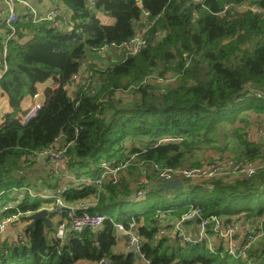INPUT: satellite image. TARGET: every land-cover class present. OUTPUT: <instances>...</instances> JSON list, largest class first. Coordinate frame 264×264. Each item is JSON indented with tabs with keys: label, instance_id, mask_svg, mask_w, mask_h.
Masks as SVG:
<instances>
[{
	"label": "trees",
	"instance_id": "obj_1",
	"mask_svg": "<svg viewBox=\"0 0 264 264\" xmlns=\"http://www.w3.org/2000/svg\"><path fill=\"white\" fill-rule=\"evenodd\" d=\"M30 1L33 5L42 3ZM49 1L50 9L60 11L65 21L57 26L52 22L18 24L7 43L0 38V88L14 110L0 126V201H21L16 207L4 208L0 222L44 209L41 204L30 202L31 194L20 197L18 191L30 189L25 186L27 170L38 161L30 157L53 146L62 135L66 138L64 144L70 143L69 173L78 180L97 174L104 161L116 158L129 161L135 157L134 164L180 168L187 139L211 132L226 121L233 109L243 105L248 92L264 94V0H205L202 4L197 0ZM246 2L263 13L237 12V7ZM226 6L231 10L224 12ZM144 12L149 13L146 22ZM147 24L148 46L142 52L130 54L113 66L102 65L104 71H93L90 88L78 86L71 95L66 87L95 50L129 42L137 28ZM5 28L8 30L6 25ZM155 74L162 79L167 75L178 77L179 81L174 86L161 87L148 81ZM48 82L58 87L46 90L45 106L24 126L17 115L29 112L23 111L24 103ZM249 109L247 118L240 122L244 128L237 131V136L246 148L248 163L264 162V147L245 133L264 120V100L251 97ZM139 137L148 138L149 145L125 153V142ZM230 182L244 189L239 190ZM161 184L146 186V197L156 194L159 203L166 199L170 203L165 202L162 208L154 204V209L139 214L124 209L127 202L137 197V183L135 188L126 176L117 184H105L100 191L74 183L63 198L67 205L98 199L91 215H104L117 207L124 209L119 221L126 230H132V224L136 226L143 241L141 254L149 264H264V236L245 257L230 255L223 240L214 244L212 252L206 244L182 245L179 240L174 243L159 237L161 224L157 214L160 210L170 213L172 220H181L199 209L204 217L215 216L227 222L242 213L248 220L260 219L264 217V205L232 210L234 201L246 202L264 194V169L250 178L186 183L187 189L162 190ZM187 190L188 194L182 195ZM29 221L24 216L11 225ZM51 230L40 222L33 229H23L25 241L15 245L0 243V264L97 263L103 258L115 264H137L134 253L116 255L119 232L110 222L95 234L70 233L64 244L48 241ZM209 233L214 234L211 230Z\"/></svg>",
	"mask_w": 264,
	"mask_h": 264
},
{
	"label": "built area",
	"instance_id": "obj_2",
	"mask_svg": "<svg viewBox=\"0 0 264 264\" xmlns=\"http://www.w3.org/2000/svg\"><path fill=\"white\" fill-rule=\"evenodd\" d=\"M205 0H197L198 3L202 4ZM17 4H21L23 8L26 9L24 14H19L17 12ZM245 5V4H244ZM244 5L237 7V12H243L246 10H251L257 14H262L263 10L249 5L246 9ZM1 15L3 17V23L8 27L9 33L6 39V43L13 37L16 33L15 26L18 24H39L43 22H52L57 26L59 23L58 19L60 18V12L56 10H50L44 14L40 13L38 9L33 8L30 4L24 0H2L0 1ZM231 10L230 6H226L224 12ZM234 14V13H233ZM149 18V13L144 12L143 22H146ZM150 30V24L139 26L136 31L134 38L126 43L117 45L115 43L107 44L101 47L100 49L95 50V54L100 57H106L112 52L124 51L128 55H137L148 46V34ZM161 39V37H160ZM6 57V54H4ZM5 71L7 70L6 64ZM86 63L83 64L81 72L75 75L72 79V84L68 85L66 88L70 91L71 95L74 92L78 91V86L85 85L84 89L93 85V70H86ZM174 78V77H173ZM172 79V78H171ZM92 81V82H91ZM148 81H153L155 83H161L162 78L152 76ZM161 81V82H160ZM58 85H53L50 88H57ZM70 88L72 90H70ZM254 96L264 100V94L261 92L252 91ZM35 102L29 108V112L26 115H17L19 120L25 126L31 120L37 117L40 110L45 106L46 95L43 93H37L34 95ZM259 127V126H258ZM262 133V132H261ZM65 136H60L55 144L48 149L33 154L30 157V160H40L47 159L51 161L50 164V175L51 178H60L62 177L65 181L69 183H76L82 185H91L95 188L101 190V188L107 184H117L119 183L122 175L126 173L127 170H130L131 166L137 167L139 174L142 176L135 177L137 181V197L145 198L148 194V181L147 178L152 177L155 181L159 183H166L171 181H181L184 184H194L199 185L207 181L216 180V179H227V178H237V177H254L258 172L264 169V162L257 161L255 163H248V161H238L233 158H222L217 159L211 163L195 166L190 168H162L158 164H134V157H131L129 161L124 162H103L101 165L102 172L100 175L94 179L92 178H81L77 179L73 174L69 173L67 166L68 157L67 152L70 147V143L64 144ZM59 145V147H58ZM66 188H59L58 193L65 191ZM57 196L55 201V206L51 209L52 212L57 214L60 217V221L57 224L56 230L52 237V240L59 241L61 244H64L67 241V238L70 233L74 234H83L86 232H91L93 234L103 230L105 224L110 222L115 228L125 234L126 244L130 249H134L137 252H141L143 241L141 237L132 230H126L124 226L115 224L113 221H110L109 218L102 215H91L90 211L98 203V199L92 203L90 202H79L76 205H67L61 194ZM23 197V194L20 195ZM161 212V211H159ZM158 212V213H159ZM30 215V213H28ZM163 218L164 215L159 213L158 219ZM19 216H13L8 218L6 221L0 222V239L2 234L8 229V225L15 220H18ZM195 218H198L197 221V230L198 234L190 236L184 228V223L187 221L193 222ZM239 222H230L223 223L218 217H204L202 211L197 209L189 212L182 217L181 220L176 225V231L181 243L183 245H192L200 246L206 244L210 250L213 252L214 244L213 237H218L220 240H223L226 243V249L232 256L245 257L247 251L255 245L259 240L264 236V217L254 221L252 229L248 230V233L242 243L235 240V235H238L242 228ZM249 227V225H248ZM213 231L214 234H210L209 231ZM161 232L160 235H162ZM26 238L22 233L17 239L13 242L16 243L25 241ZM77 264H114L110 259L103 258L97 263H92L90 261H80ZM149 264V262H147Z\"/></svg>",
	"mask_w": 264,
	"mask_h": 264
},
{
	"label": "crops",
	"instance_id": "obj_3",
	"mask_svg": "<svg viewBox=\"0 0 264 264\" xmlns=\"http://www.w3.org/2000/svg\"><path fill=\"white\" fill-rule=\"evenodd\" d=\"M0 1H2V0H0ZM25 1L32 4V2L30 0H25ZM41 2L42 3L34 2V5L36 7H38V9L40 10V12L42 14H44L50 10H53V9H50L51 8L50 3L47 2V0H45V1L42 0ZM16 9H17V12L19 14H24L26 12V9L23 8L21 5H19V7ZM0 12H1V7H0ZM60 14L63 15L61 12H60ZM65 20H66V17H65ZM65 20L63 19L62 22ZM58 21L60 23L59 19H58ZM5 29L6 28H5V25L3 24L2 16L0 13V38L5 39V37H2V35H4L3 30H5ZM126 56L127 55L125 54L124 51L112 52L111 54L107 55L106 57H100L97 55H93L92 57L89 58L88 62L86 63V65H87L86 70L90 71L93 68H94V70H101L103 67L99 66L100 64L104 65L105 68L108 66H113L117 63L123 62L124 59L126 58ZM88 63H91V64H88ZM96 67H98V69H96ZM4 69H5V66H4ZM0 73H1V68H0ZM38 88H39L38 93L45 94L46 90L49 87L46 84H44V85H40ZM70 90H72V89L70 88ZM34 102H35V100H34L33 96L31 98H28L27 101L24 103L23 111L29 109L33 105ZM12 111H14V110L10 106L8 96L3 94V92L0 88V126L2 125L3 121H5L6 115L11 113ZM248 111H250V109H248ZM251 112H253V110H251ZM246 114H247V112L242 114L241 117L240 116L236 117L233 121H224V122L219 123L215 127V129L211 132L204 131L195 137L187 139L185 141L186 147L184 149H182V151H184V158H183V161L181 163V167L182 168H189L191 166H195V165H199V164L204 165V164H207V163H210L212 161H215L217 159H222V158H233L235 160L245 162L247 160L246 148L244 145H242V143L238 139L237 131L240 128H244L243 124H241V123H242V119L247 118ZM256 125L259 126V131L255 126L254 128L251 129V131L246 130L245 133L248 134V136L251 138L252 142L257 143L259 145H262V147H264V120H259V122H257ZM149 142H150V140L146 137H139V138H133L132 139L133 148H142L143 149L147 145H149ZM50 164H51V161L47 160V159H40V160L36 161L35 164L33 165V167L31 169L27 170L29 173V174H27V178L32 180V178H34L36 176L39 178H46L47 174H48V176H50L49 175L50 174V167H49ZM100 168H101V165H100ZM101 172L102 171L99 169L97 174H92L89 176V178L94 179V178L98 177ZM139 176H140V178L142 177L140 174H139ZM242 177L243 176H241V178ZM137 178H138V176H137ZM49 179H51V178H49ZM54 179H56V183H55L56 187H51L52 192L53 191L56 192L62 186L66 187V188H69L72 185L74 186L73 183L71 184L67 181H63L64 180L63 178H58L61 181H57V178H54ZM134 180H135V178L134 179L132 178L130 180L131 182L129 181L131 184H133V186H134V182L136 183V181H134ZM147 181H148V185H150L151 187H153L157 184V182L152 177L148 178ZM235 183L230 182L229 184L239 188V190L244 189L242 186L235 184ZM160 186L161 185H159V187ZM252 186H254V185L252 184V185H249L248 187L251 188ZM136 191H137V189H136ZM54 192L52 193V195L54 194ZM207 195L211 197V194L207 193ZM46 199L48 200V197ZM204 201H207V200L204 199ZM85 202H88V201H85ZM234 202H237V200ZM90 203H92V202H90ZM52 208L53 207H51V208L44 207V209L49 210V212H51ZM159 211L160 210H158V212ZM159 213L164 215L163 218L159 217V222L161 224L160 228H159V237L168 238V239H170V241H173L174 243H176V241H177L176 238L178 236V233L176 231V225L179 222V219H177V220L170 219L171 218L170 213H168V212H159ZM159 213H157V214L159 215ZM52 215H55V214H52ZM50 219H51V225H52L50 228H52V230L49 231V233L47 234L48 235L47 237H48V241L52 243L54 241V240H52V237H53L54 232L56 230V226H57L56 223L58 224V222L60 221V217L57 215L56 221L54 222V224L52 223L51 217H50ZM21 223H19V225L15 226V227L21 226ZM29 223H30V221H29ZM190 223H191V225H190ZM28 224L25 222V226L23 229H26L28 227L27 226ZM118 225H122V224L120 223ZM240 226L242 228V230H241L242 235L239 236L240 238L239 237H237V238H239V243H242L244 241L246 235H247L248 229L244 230V227L247 226L246 224L241 223ZM184 228H185V231L190 236L195 237L198 234V230H197V226H196L195 222H191V221L185 222ZM11 231H12L11 228H10V230H8V229L6 230V232L1 237L2 243L11 244V242L13 243L17 239V237L23 233V231H21V230H17V231L13 230V231H15L13 233ZM170 231H172L171 234H170ZM161 232H163L162 235H160ZM125 237L126 236L124 233H122V232L119 233V241H118V244L115 246V249H114V251L116 252V255L117 256H125V255H128L130 253H134L138 257L137 258V264H147L146 260H144L137 251L130 249L127 246ZM219 242H220V238L213 237V243L214 244L219 243ZM225 246H226V243H225Z\"/></svg>",
	"mask_w": 264,
	"mask_h": 264
},
{
	"label": "rangeland",
	"instance_id": "obj_4",
	"mask_svg": "<svg viewBox=\"0 0 264 264\" xmlns=\"http://www.w3.org/2000/svg\"><path fill=\"white\" fill-rule=\"evenodd\" d=\"M49 3H50V6H51V2L50 1H49ZM249 5H250V2H246L245 5H244V8H242V10L246 9ZM18 7H19V5H17V8ZM63 12L66 13L67 15L70 14V12L68 10L67 11L63 10ZM2 20H3V17H2ZM54 26H56V25H54ZM5 30H3L4 31V33H3L4 35H2V37H5V41H6L7 36H8V30L7 29H5ZM3 58H5V57H3ZM0 64H1V58H0ZM89 64H91V63H89ZM99 66H102V65L100 64ZM0 67H1V65H0ZM96 69H98V67H96ZM92 70H94V68ZM104 70H105V68L103 67L101 69V71H104ZM158 73H159V71L157 72V74ZM157 74H155L154 76H157ZM178 81H179L178 77H174L173 78V76L167 75L164 79H162V82L160 81L161 83H159V84H161L160 85L161 87L174 86V85H176L178 83ZM46 85L48 87H53V84L51 82H48ZM253 96L254 95H253L252 92H248L247 96L243 98V101H242L243 105L240 106V107L238 105L235 110L233 109L232 113H230L228 116L225 117L226 121H233L238 116L237 113H240L239 116H241L243 113L248 112L249 103H250L251 97H253ZM255 126L258 129V131H259L258 125H255ZM58 147H59V145H58ZM124 147L126 148L125 153H128V151H130L133 148L132 140L129 139V141L127 143L125 142ZM117 160L118 159L116 158V159H111L110 161H104V162H110V163H112V162H119V163L120 162H124V161H117ZM195 166H197V165H195ZM26 173H27V171H26ZM124 174H127V175H122V176H126L128 181H130L132 178L134 179L137 176L140 177L139 176V170H138L137 167H131L130 170H127L126 173H124ZM85 176L86 175H81L80 177H85ZM49 178H51V176H48V174H47L46 178H39V177L36 176V177L32 178V180L28 179V178L25 179V181H26L25 186L30 188V192L32 193V197H30V202L31 203L35 202V203L41 204V206L43 208L44 207L51 208V207L55 206V202L51 198V195H52L53 192L50 190V188H51L52 185H54L56 183V179H54V178L49 179ZM242 178H244V177H242ZM57 181H61V180H59L57 178ZM63 181H65V179ZM134 186L136 187V183L135 182H134ZM187 187H188V185L186 184V189H187ZM23 190H19V191L20 192H24ZM20 192H18L19 195H21ZM262 192H264V191H262ZM186 194H188V190L182 193V195H184V196H186ZM184 196H182L181 198L183 199ZM204 196H205V194H204ZM45 197H48V200ZM206 197H208V196H206ZM158 199H160V198L156 194L155 195H149L148 197H145V198L134 197L129 202H127L125 204V206H124L125 208L124 209L128 213H135V214L138 213L139 214V213H142L144 211H150V210L154 209L153 208L154 204H157L159 208H162V205L165 202L167 204L170 203V200H168V199H166L165 202L164 201H160V203H159ZM20 203H21V201L11 202V201L8 200V198L2 199L0 201V215L3 213L4 208L11 207V205H14L16 207ZM263 205H264V194L261 195L260 197H258L257 199L254 198V200H248L246 202H239V201L235 202L233 204V210L232 211L236 212L238 210H242V209H245L247 207H252V208L258 207V208H260ZM122 211H120L119 207H117V208H115L114 211L106 212V213H104V215L106 217H108V218H111L115 223L120 224L119 215L122 213ZM56 217H57V215H51L53 224L56 221ZM233 218L234 219L231 220V221H233V222H239L240 221L241 223L247 225V226L244 227V230L252 229L254 221H256V219H250V220L246 219V217H245V215L243 213L238 215V216H234ZM18 220L19 221L21 220L20 217L18 218ZM222 221L223 222H227L224 219H222ZM19 223H21V222H19ZM19 223L17 225H19ZM56 225H57V223H56ZM248 225H249V227H248ZM24 226H25V222H22L21 226H19V227H14V226L12 227V225L10 223L7 228H8V230H10V228H11L12 229L11 232L13 233V232H15L17 230L23 231ZM13 230H15V231H13ZM171 232L172 231H170V234H171ZM241 233H242V231L238 235H235L236 236L235 240L239 241V238H240L239 236L242 235ZM247 233H248V231H247ZM237 237H239V238H237ZM176 240L177 241L179 240V242H181V239L179 238V236H177ZM0 243H2L1 239H0ZM11 244L14 245V243H12V242H11ZM211 244L213 246L214 243H211Z\"/></svg>",
	"mask_w": 264,
	"mask_h": 264
},
{
	"label": "water",
	"instance_id": "obj_5",
	"mask_svg": "<svg viewBox=\"0 0 264 264\" xmlns=\"http://www.w3.org/2000/svg\"><path fill=\"white\" fill-rule=\"evenodd\" d=\"M186 185L181 182V181H171V182H167L164 184H161L160 188L162 190H167V189H173V188H184ZM51 213L49 212V210L47 209H42L38 212H36L35 214H33L30 217L31 220V224L28 225L27 229H33L36 227V225L40 222L45 223L47 228H50L51 225V219H50ZM198 218H195L193 220V222L197 223Z\"/></svg>",
	"mask_w": 264,
	"mask_h": 264
},
{
	"label": "bare ground",
	"instance_id": "obj_6",
	"mask_svg": "<svg viewBox=\"0 0 264 264\" xmlns=\"http://www.w3.org/2000/svg\"><path fill=\"white\" fill-rule=\"evenodd\" d=\"M25 1V0H24ZM45 1V0H44ZM26 2V1H25ZM28 3V2H27ZM28 4H30V3H28ZM17 5H21V4H17ZM33 8H36L33 4H30ZM40 12V11H39ZM41 13V12H40ZM65 20V17L63 16V15H61L60 14V18H59V20L61 21V20ZM96 55V54H95ZM135 158V157H134ZM213 162V161H212ZM211 163V162H210ZM208 164V163H207ZM159 165V164H158ZM205 165V164H204ZM202 166V165H201ZM180 168H182V167H180ZM101 171H102V169H101ZM50 175V174H49ZM51 176V175H50ZM60 178H62V177H60ZM85 178H89V177H85ZM238 178V177H237ZM246 178V177H245ZM229 179H232V178H229ZM167 183V182H166ZM76 184V183H75ZM162 184H164V183H162ZM77 185V187H81V186H85V185H82V184H76ZM88 186H91V185H88ZM94 187V186H93ZM61 188H63V186L61 187ZM66 188V187H65ZM67 189L68 188H66V190L65 191H62L61 193H58L57 191H56V194H53L52 196H51V198H53L54 199V202L56 201V198H57V196H60L59 194H61L62 196L64 195V193L67 191ZM21 190H23V189H21ZM24 192H20V191H18V192H20V194H23V196H24V194L25 193H29V194H31L32 195V193L30 192V189H24L23 190ZM26 191V192H25ZM27 191H29V192H27ZM20 196V195H19ZM21 197V196H20ZM45 198H47V197H45ZM30 213V215H28V213H26V214H23V215H19V217H20V219H22V217H27V218H29V220H30V217L33 215V214H35V213H32V212H29ZM52 214H55L54 212H52L51 211V215ZM188 214V213H187ZM55 215H57V214H55ZM99 215V214H98ZM103 216V215H102ZM51 217V216H50ZM219 218V217H218ZM7 220V219H6ZM6 220H4V221H6ZM159 220V219H158ZM220 220L222 221V219L220 218ZM258 220V219H257ZM223 222V221H222ZM223 223H230V222H223ZM29 224H31V220H30V223ZM28 224V225H29ZM27 225V226H28ZM196 225H197V223H196ZM121 226H123V225H121ZM57 227V226H56ZM131 229L133 230V231H135L136 233H137V231H136V226L134 225V224H132L131 225ZM118 231V230H117ZM119 232V231H118ZM120 233V232H119ZM24 234V233H23ZM138 234V233H137ZM25 236V235H24ZM53 242H55V241H53ZM134 250V249H133ZM136 251V250H135ZM139 254H140V256L144 259V256L141 254V252H138ZM237 257H240V256H238L237 255ZM145 260V259H144ZM146 262H148L147 260H146ZM114 263V262H113ZM115 264V263H114Z\"/></svg>",
	"mask_w": 264,
	"mask_h": 264
}]
</instances>
